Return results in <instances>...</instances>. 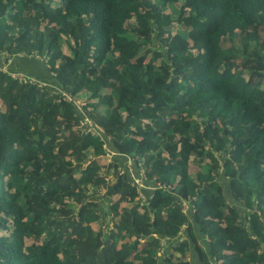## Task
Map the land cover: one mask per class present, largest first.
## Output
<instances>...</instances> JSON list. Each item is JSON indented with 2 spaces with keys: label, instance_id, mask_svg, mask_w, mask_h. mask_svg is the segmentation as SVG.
<instances>
[{
  "label": "trees",
  "instance_id": "16d2710c",
  "mask_svg": "<svg viewBox=\"0 0 264 264\" xmlns=\"http://www.w3.org/2000/svg\"><path fill=\"white\" fill-rule=\"evenodd\" d=\"M191 245L264 264V0H0V264Z\"/></svg>",
  "mask_w": 264,
  "mask_h": 264
},
{
  "label": "rangeland",
  "instance_id": "374dc122",
  "mask_svg": "<svg viewBox=\"0 0 264 264\" xmlns=\"http://www.w3.org/2000/svg\"><path fill=\"white\" fill-rule=\"evenodd\" d=\"M6 65L7 64H3L1 70H6L7 69ZM11 75L14 76V77L17 76V75L22 76L19 73L18 74L12 73ZM30 78H32V77H30ZM32 79H34V78H32ZM87 95L88 94H86L85 92L80 93V95L78 96V99H76L75 102H77L78 104H80L82 106V103L87 100ZM76 108L79 110V106L78 105L76 106ZM79 126L82 127V128L85 127L84 133L88 132V133L93 134V135L98 134V135L101 136V133L98 130V128L96 127V125L89 119L87 121L83 120V122L80 123ZM101 138L104 141V143L101 144V147L106 150V154H104L102 156H96L95 158L98 159L99 162H101V165H102V168L100 170V174L105 177L106 181H110L111 182V181L114 180V177L112 175V170L107 169L106 166H107L108 162L111 161L112 153L109 151L110 149L107 148V145L105 144L104 137L101 136ZM90 154H91V152H90ZM121 163H124V161L121 160L120 164ZM125 165L126 166L130 165L131 166L130 169H129V171H131L130 175L134 174V171H133L134 168H133L132 163L130 162V160L126 161ZM104 192H105V189L101 188L98 192L95 193V195H96L95 198L97 200H100V211H101V213L106 211V203H107V201L103 197ZM106 219L108 220V217H106ZM111 225H112V222H109V224H108V226H106V228L110 227ZM193 247L194 246L191 245V248H190L189 251L186 252V255L191 259L192 264H197L198 263L197 254L194 252V248Z\"/></svg>",
  "mask_w": 264,
  "mask_h": 264
},
{
  "label": "built area",
  "instance_id": "2783aa9c",
  "mask_svg": "<svg viewBox=\"0 0 264 264\" xmlns=\"http://www.w3.org/2000/svg\"><path fill=\"white\" fill-rule=\"evenodd\" d=\"M22 77V76H21ZM66 98L69 100L70 97L66 95ZM88 119L87 118H84V121H87ZM135 183H138L140 185V179L139 178H135L134 180Z\"/></svg>",
  "mask_w": 264,
  "mask_h": 264
}]
</instances>
